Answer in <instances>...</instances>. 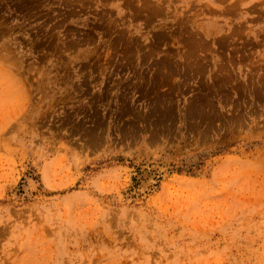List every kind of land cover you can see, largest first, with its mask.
Segmentation results:
<instances>
[{
  "label": "rangeland",
  "instance_id": "374dc122",
  "mask_svg": "<svg viewBox=\"0 0 264 264\" xmlns=\"http://www.w3.org/2000/svg\"><path fill=\"white\" fill-rule=\"evenodd\" d=\"M0 264H264V0H0Z\"/></svg>",
  "mask_w": 264,
  "mask_h": 264
}]
</instances>
